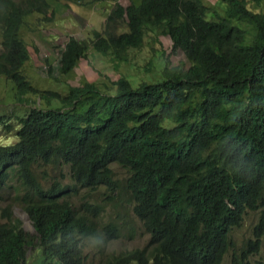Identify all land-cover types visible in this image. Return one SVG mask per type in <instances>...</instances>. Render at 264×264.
I'll use <instances>...</instances> for the list:
<instances>
[{"label":"trees","instance_id":"obj_1","mask_svg":"<svg viewBox=\"0 0 264 264\" xmlns=\"http://www.w3.org/2000/svg\"><path fill=\"white\" fill-rule=\"evenodd\" d=\"M263 5L118 2L103 30L92 32L95 52L128 63L147 36H166L189 67L171 66L163 53L159 81L134 87L126 77L100 75L62 94L40 92L24 74L31 57L22 29L33 15L54 14L51 4L0 0V78L13 83L19 101L40 100L15 121L0 116L16 138L0 145V198L15 194L1 209L0 264H28L35 242L39 264H90L87 250L107 264H221L249 213L258 216L242 259L257 255L264 242ZM89 50L70 37L59 73L71 74ZM112 164L127 177L116 179ZM101 188L110 207L90 202ZM124 203L128 217L114 213ZM13 205L29 216L34 236ZM142 229L149 235L142 248L106 252L109 242L133 240Z\"/></svg>","mask_w":264,"mask_h":264},{"label":"rangeland","instance_id":"obj_2","mask_svg":"<svg viewBox=\"0 0 264 264\" xmlns=\"http://www.w3.org/2000/svg\"><path fill=\"white\" fill-rule=\"evenodd\" d=\"M130 1L140 4L142 0H80L78 3H68L65 1L55 2L48 0L52 5V13L46 19L38 15H33L27 19L25 27L22 29L21 36L26 42L31 60L24 67L25 76L40 91L51 89L62 94L66 93L68 86H80L85 81L99 82L103 76H107L112 81L120 77H126L133 82V86L141 82H156L161 79V72L164 68V53L169 57L171 66H181L184 69L189 67V62L185 55L178 51L172 53V41L169 37L149 35L145 39L144 45L137 50L130 51L128 63L115 64L109 57L95 52L90 46V40L93 38V30L102 31L104 22L119 2L128 5ZM208 4H213L214 0H206ZM252 7H254L252 5ZM259 9H264V5ZM51 19V21H47ZM127 29L121 30V32ZM70 37L85 41L89 44L90 50L87 58L82 59L77 68L69 75L59 73L60 52L64 49L66 42ZM1 50V46H0ZM100 75L102 77L100 78ZM28 100L30 102H28ZM40 100L31 97L19 101L16 97V91L12 82L0 78V116H10L15 121V116H22L35 106H40ZM16 142V138L8 135L3 126L0 125V145H11ZM116 179L127 177L126 171L117 164H112ZM40 176V175H39ZM66 182L69 183V180ZM105 188L95 192L90 198V202L102 204L106 207L111 206V200L106 196ZM0 198V223L5 222L2 218L1 209L6 206L8 196L14 197L13 191L10 194H2ZM5 196V197H4ZM111 213V208L108 209ZM13 216L22 221L23 228L31 236L35 235L32 223L20 205H13ZM114 213H120L123 216H129L127 203L120 209H114ZM255 213H249L244 223L233 230L230 239V251L225 256L221 264H264V242L257 255H251L243 260L242 254L245 252L246 244L254 240L253 229L257 221ZM109 217H106V221ZM149 235L145 234L143 229L140 235L127 240L121 238L113 240L106 246L108 254L119 253L121 251L142 248L148 241ZM90 264H107L106 258L95 255V250L89 251ZM42 249L36 242L28 248V264H39L42 257Z\"/></svg>","mask_w":264,"mask_h":264},{"label":"clouds","instance_id":"obj_3","mask_svg":"<svg viewBox=\"0 0 264 264\" xmlns=\"http://www.w3.org/2000/svg\"><path fill=\"white\" fill-rule=\"evenodd\" d=\"M55 2L57 3V2H60V1H55ZM65 2H68V1H65ZM130 2H131V1H130ZM130 2H129V3H130ZM68 3H72V4H74L73 2H68ZM117 3H118V2H117ZM122 5H123V4H122ZM51 6L53 7V4H52ZM114 6H115V5H114ZM111 11H112V10H111ZM104 24H105V22H104ZM103 27H104V26H103ZM102 30H103V29H102ZM93 31H94V30H93ZM98 31H99V30H98ZM92 39H93V38H92ZM28 50H29V49H28ZM164 61H165V60H164ZM76 68H77V67H76ZM76 68H75V69H76ZM27 79H28V78H27ZM28 80H29V79H28ZM29 81H30V80H29ZM30 82H31V81H30ZM33 86H34V85H33ZM34 87H35V86H34ZM129 211H130V210H129ZM26 215H27V214H26ZM27 216H28V215H27ZM28 218H29V216H28ZM29 219H30V218H29ZM30 221H31V220H30ZM31 223H32V222H31ZM32 226H33V224H32ZM33 229H34V227H33ZM24 230H25V229H24ZM34 232H35V229H34Z\"/></svg>","mask_w":264,"mask_h":264}]
</instances>
